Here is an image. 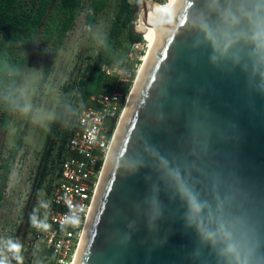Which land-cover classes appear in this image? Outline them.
I'll list each match as a JSON object with an SVG mask.
<instances>
[{"label":"water","instance_id":"95a60500","mask_svg":"<svg viewBox=\"0 0 264 264\" xmlns=\"http://www.w3.org/2000/svg\"><path fill=\"white\" fill-rule=\"evenodd\" d=\"M203 10L179 0L153 32L75 264H226L188 223L184 186L243 218L241 264H264V65L213 63L194 46L190 21Z\"/></svg>","mask_w":264,"mask_h":264},{"label":"built area","instance_id":"2783aa9c","mask_svg":"<svg viewBox=\"0 0 264 264\" xmlns=\"http://www.w3.org/2000/svg\"><path fill=\"white\" fill-rule=\"evenodd\" d=\"M129 1L139 3V0ZM140 16L136 18V27ZM149 45V40L142 34V40L131 43L123 52L120 64H104L102 70L112 79V92L101 90L93 94L77 106L74 114L67 116V132H61L59 136L54 159L49 161L48 168H39L44 177L48 176V198L38 204L29 221V231L21 246L18 264H74L116 126ZM4 162L0 161V176ZM20 166L21 163L16 166L15 161L13 169L17 170Z\"/></svg>","mask_w":264,"mask_h":264},{"label":"rangeland","instance_id":"374dc122","mask_svg":"<svg viewBox=\"0 0 264 264\" xmlns=\"http://www.w3.org/2000/svg\"><path fill=\"white\" fill-rule=\"evenodd\" d=\"M110 1V6L98 16L92 27L86 24L87 10L81 12L74 27L67 33L64 45L44 86L41 101L33 113L34 99L49 63L54 41H47L44 34L40 32L35 45L27 53L29 63L24 67L20 82L27 105L22 112H11V123L0 137L1 154L7 157L16 147L20 136L25 135L15 159L16 166L20 163L21 166L10 172L11 176L0 204V261L3 264H18V252L13 250L11 245L17 244L21 249L26 233L29 231V221L36 207L48 198L46 190L48 176L44 177L42 172H39V168L40 166L42 169L44 166L49 167V161L54 157V151L60 139V137L50 139L48 134L56 121L59 105L61 108L64 106L65 97L75 98L78 93V80L84 76L87 67L94 63L101 53L103 39L114 20L120 2V0ZM25 2L28 8L33 5L32 0ZM86 7L88 8V2ZM139 14L141 11L137 17ZM135 31L142 32L136 26ZM127 33L125 30L122 35L125 46ZM122 49H117V55L124 52ZM118 60L120 59H117L116 65L120 64ZM65 84H70L69 92L64 88ZM67 122L68 119L64 118L62 125L59 126L60 133ZM52 140L53 147H51Z\"/></svg>","mask_w":264,"mask_h":264},{"label":"trees","instance_id":"16d2710c","mask_svg":"<svg viewBox=\"0 0 264 264\" xmlns=\"http://www.w3.org/2000/svg\"><path fill=\"white\" fill-rule=\"evenodd\" d=\"M25 1L0 0V137L4 129L8 128L11 123V112H22L26 108L27 104L20 82L24 67L29 63L27 53L35 45L40 32L44 34L47 41H54V46L49 63L39 83L32 113L41 101L44 86L64 45L67 33L74 27L81 12L87 10L86 24L92 27L95 25L98 16L111 4L110 0H32L33 5L28 8ZM87 2L88 8L86 7ZM136 5L129 0H120L114 20L103 39L101 53L97 60L87 67L84 76L78 80L77 95L74 99L73 97L71 99L65 97L62 108L59 105L56 121L48 134L50 139L61 135L59 126L62 125L63 119L74 114L82 101L101 90L112 92L113 87L110 85L112 79L102 68L104 64H114L117 59H120L118 60L119 63L123 61V53L117 55L118 48H123L125 52L131 43L142 40V36L133 28V12ZM125 30L128 32L126 46L123 45L122 41ZM63 86L67 92L71 90L70 84ZM66 132V127H63L62 134H66ZM24 137V134L20 136L16 147L8 157L1 154L2 143L0 139V161H5L1 166L0 204L4 198L10 172ZM53 146L52 140L51 147ZM20 254L21 251L19 250L18 258Z\"/></svg>","mask_w":264,"mask_h":264},{"label":"clouds","instance_id":"9594fccd","mask_svg":"<svg viewBox=\"0 0 264 264\" xmlns=\"http://www.w3.org/2000/svg\"><path fill=\"white\" fill-rule=\"evenodd\" d=\"M190 23L194 46L210 47L213 63L224 59L237 65L246 60L254 68L264 65V4L254 0H204V10L197 12ZM180 194L187 204V221L201 240L226 264H241L249 244L243 218L223 215L187 186L180 189ZM11 248L20 250L17 244Z\"/></svg>","mask_w":264,"mask_h":264},{"label":"bare ground","instance_id":"6f19581e","mask_svg":"<svg viewBox=\"0 0 264 264\" xmlns=\"http://www.w3.org/2000/svg\"><path fill=\"white\" fill-rule=\"evenodd\" d=\"M176 2H177V0H166L165 2H158V1H153V0L149 1L148 2V19L145 20V17H144L143 13L140 16V23L138 24L137 28L140 29L142 31V33L145 35L146 39L149 40L150 49H149L148 53L146 54V56L144 58V62L142 64V66L140 67V70L138 72L137 78H136L135 83L133 85V89H132V91H131V93H130V95L128 97L126 107H125V109H124V111H123V113H122V115H121V117H120V119L118 121V124L116 126V130H115L113 142H112V145H111L109 157H110L113 145L115 143L117 134L119 132L120 126L122 124L124 115H125L126 110L128 108L129 102L131 100L132 94H133L134 89L136 87V84L138 82V79H139V77H140V75H141V73L143 71V68H144V66H145V64H146V62L148 60V57H149V54H150V50H151V40L150 39L152 37V34H153V32L158 31L161 28V26L166 21L168 15L170 14V12H171V10L174 7ZM109 157L107 159L106 166H107ZM106 166H105V169H106ZM105 169H104V172H105ZM104 172H103V175H104ZM102 178H103V176H102ZM101 181H102V179H101ZM100 184H101V182H100ZM77 255H78V253H77ZM76 258H77V256H76ZM76 258H75V261H76ZM75 261H74V264H75Z\"/></svg>","mask_w":264,"mask_h":264},{"label":"flooded vegetation","instance_id":"af4514ba","mask_svg":"<svg viewBox=\"0 0 264 264\" xmlns=\"http://www.w3.org/2000/svg\"><path fill=\"white\" fill-rule=\"evenodd\" d=\"M139 2H140V0H139Z\"/></svg>","mask_w":264,"mask_h":264}]
</instances>
